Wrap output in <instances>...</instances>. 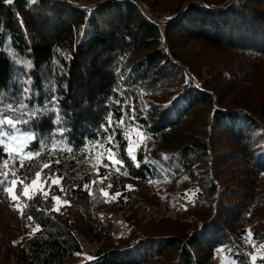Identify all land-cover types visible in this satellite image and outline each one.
<instances>
[{"label":"trees","instance_id":"trees-1","mask_svg":"<svg viewBox=\"0 0 264 264\" xmlns=\"http://www.w3.org/2000/svg\"><path fill=\"white\" fill-rule=\"evenodd\" d=\"M96 1L0 0V120L32 134L24 160L0 143V264H71L85 243L97 247L81 264H215L220 247L251 264L247 222L264 243V0H137L163 28L134 0L82 5ZM36 173L43 189L24 196ZM158 205L174 217L142 212Z\"/></svg>","mask_w":264,"mask_h":264},{"label":"rangeland","instance_id":"rangeland-1","mask_svg":"<svg viewBox=\"0 0 264 264\" xmlns=\"http://www.w3.org/2000/svg\"><path fill=\"white\" fill-rule=\"evenodd\" d=\"M73 1V0H71ZM145 8V7H144ZM146 9V8H145ZM148 13L150 12L148 9H146ZM152 18L159 21L158 18L154 17L152 13H149ZM161 28H163V25L159 24ZM8 120V119H6ZM5 120V121H6ZM5 127L0 130V139L3 140L2 144L4 145L5 149L8 153L11 154H17L18 158L20 160H24L26 158H29L32 156L31 153L26 151V146L28 145L29 141L32 139L31 133H24L21 131L16 130L14 127H11L7 124L4 125ZM11 128V129H8ZM137 130L132 129L131 130V141H139L141 137L137 135ZM140 133V132H139ZM31 137V139H29ZM137 147V144L132 145V152L134 154V151ZM16 181V179H13ZM36 180L37 184L33 185L32 181ZM32 181L24 184L22 193L24 196H29L36 192L39 189H43V180L41 179V176L35 178ZM55 181L56 184H59V180L55 177L53 178V182ZM17 187V181L15 184L11 183L8 187L12 189L11 193L8 192V196L13 201V206L20 209L21 203L19 200V196L16 192ZM25 189H27V195H25ZM105 199L108 202H112L115 197L111 194L104 192ZM194 193L192 190H185L184 193L179 195L177 197V202L187 208L192 205ZM15 197V199H13ZM57 201V207H60L64 201L61 197L56 199ZM142 212L145 214H151L156 217H174V210L172 208H167L164 205H158L157 207H151V208H144L142 209ZM113 220V236L115 238L124 235L127 232V224L125 223L123 219V214L120 212L118 214H113L112 216ZM252 222L246 223V234L244 236V242L247 247V251L249 253L251 264H259L257 263V259L262 257L264 255V243L258 242L252 239L251 232H250V225ZM96 244L92 243H85L83 246V255L76 261L71 264H81L85 259H87L90 254L96 249ZM214 263L215 264H238L233 258H231L227 251L220 247L216 250L215 257H214Z\"/></svg>","mask_w":264,"mask_h":264},{"label":"snow or ice","instance_id":"snow-or-ice-1","mask_svg":"<svg viewBox=\"0 0 264 264\" xmlns=\"http://www.w3.org/2000/svg\"><path fill=\"white\" fill-rule=\"evenodd\" d=\"M6 2H7V3H11L12 0H6ZM25 91H27V90H25ZM122 122H123V121H121V123H122ZM4 124H7V125H9V126H11V127H15V124H14V122H13L12 119H8V120H6V121H5V120H0V125H4ZM137 135H139V136L141 137V139H140L139 141H131V140H130V146H129V149H128V155H129V156H132L133 159H135V157L133 156L132 145H133V144H137V145H138V144L141 143L142 140H143V134L137 132ZM29 139H31V137H29ZM126 139H128V137H126ZM2 142H3V140L0 139V143H2ZM108 158H109L110 160H112V155H109ZM112 162H113V164L118 163V161H116V160H112ZM13 175H14V174H13ZM36 175H37V177H39V176H40V173H36ZM5 179H7V175H5ZM11 183L15 184L16 181H15V180H12ZM53 183H55V181H54ZM32 184H33V185H36V184H37V181H36V180H33V181H32ZM86 187H87V186H86ZM6 191H8L9 193H11L12 189L9 188V189H6ZM25 195H27V189H25ZM116 195H120V194L117 193ZM45 196L47 197V194H46V193H45ZM13 199H15V197H13ZM53 199L55 200V199H57V197H53ZM29 219H31V217H29ZM35 231H36V229H33V232H35Z\"/></svg>","mask_w":264,"mask_h":264},{"label":"water","instance_id":"water-1","mask_svg":"<svg viewBox=\"0 0 264 264\" xmlns=\"http://www.w3.org/2000/svg\"><path fill=\"white\" fill-rule=\"evenodd\" d=\"M110 1H114V0H99V1H96V2H90V3H85V4H82V5H88V6H96V5H99V4H101V3H105V2H110ZM134 1H136L139 5H140V7L147 13V14H149L148 13V11L144 8V6L142 5V3H140L139 1H137V0H134ZM150 15V14H149ZM151 16V15H150ZM154 21L157 23V24H161V25H163L164 26V24L165 23H163V22H160V21H157V20H155L154 19Z\"/></svg>","mask_w":264,"mask_h":264}]
</instances>
